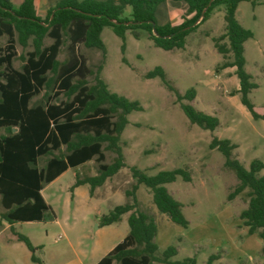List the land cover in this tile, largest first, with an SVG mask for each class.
<instances>
[{"label": "trees", "instance_id": "16d2710c", "mask_svg": "<svg viewBox=\"0 0 264 264\" xmlns=\"http://www.w3.org/2000/svg\"><path fill=\"white\" fill-rule=\"evenodd\" d=\"M165 1L57 0L40 16L34 0H21L16 7L11 0H0V36L6 35L5 44L0 46V205L4 209L0 211V226L2 220L11 224L54 218L41 189L69 167L91 159L97 162L94 175L79 178L75 174L73 186L89 184V195L95 187L125 167L120 134L129 122L127 115L131 111L143 110V106L136 99L110 91L100 76L106 57L100 34L105 26L123 40L121 52L125 49L126 31L134 38L145 36L154 46L164 50L183 49L187 35L199 23L209 19L217 6L223 5L224 31L212 38L214 48L222 55L216 70L234 67L238 79L236 93L241 104L253 119L264 121V114L255 109L248 96L258 87L245 69L244 42L253 37V32L243 27L235 16L239 2L249 1L254 6L260 0H171L185 2L186 15L191 16H182L179 23H161L155 13ZM45 37L51 38V43L45 45ZM64 38L68 40L69 55L59 60L57 56ZM16 43L22 47L31 46L25 55L20 56L19 69L12 63L17 55ZM78 45L99 49V62L88 65L85 57L77 53ZM155 76L174 94L190 123L211 131L219 125L217 116L197 109L191 103L196 96L194 87L180 93L166 79L159 65L144 73L145 78ZM44 88L54 89L53 97L47 95L44 102L31 105V99ZM236 146L230 139L215 135L208 143L210 149L223 155V166L236 176L237 183L227 194V200L248 189L247 205L238 217L249 234L257 233L264 242V174L260 173L264 160L255 157L245 167L232 154ZM103 150L114 154L110 162L105 161ZM40 157H45L41 167L37 165ZM128 170L132 182L124 191L125 201L102 214L98 221L99 227L109 225L128 213V232L95 264H153L154 261L195 264L193 256L172 259L176 254L174 245H168L159 256L156 255L154 215L139 209L135 194L138 185L143 184L150 191L158 212L186 227L188 220L182 204L172 196L166 184L177 176L190 181V172L173 168L160 169L149 175L135 165L128 166ZM16 239L30 251L31 261L42 264L34 254L40 245L32 244L23 234H17ZM261 249L264 253V246ZM219 257L218 253L210 254L206 263L210 264Z\"/></svg>", "mask_w": 264, "mask_h": 264}, {"label": "rangeland", "instance_id": "374dc122", "mask_svg": "<svg viewBox=\"0 0 264 264\" xmlns=\"http://www.w3.org/2000/svg\"><path fill=\"white\" fill-rule=\"evenodd\" d=\"M20 1L11 0L15 7ZM56 1L34 0L37 13L43 16ZM223 11L224 6L219 5L209 19L199 23L187 35L183 49L164 50L154 46L145 36L134 38L126 31L125 49L121 52L123 40L110 27H103L100 36L106 57L100 76L110 91L136 99L143 106V110L131 111L127 115L129 122L120 134L125 168L103 187L96 188L93 198L89 197L87 183L76 187L73 199L69 187L75 174L82 178L96 173L94 159L76 168L69 167L57 179L44 184L41 192L54 218L17 221L4 229L0 226V264H36L31 261L25 244L16 239L17 234L27 236L33 244H42L34 254L45 264H69L76 262V258L86 264L95 259L99 255L96 250L99 245L105 248L116 240L111 227L98 226V218L112 206L125 201L124 191L132 182L130 165L149 175L160 169L173 168L187 169L191 175L190 181L177 176L166 184L172 196L181 202L188 225L182 227L157 211L155 219L162 233L156 242L159 245L157 256L168 245H174V260L193 256L195 264H207L208 256L218 253L220 257L210 264H264L263 240L257 233L249 234L238 217L247 205L248 189L227 200V194L237 183L236 176L223 166V155L208 147L213 135L228 138L237 144L233 156L245 167L255 157L264 160V121L253 119L241 104L236 93L238 79L234 67L216 70L222 55L214 48L212 38L224 31ZM128 12L129 7L126 14ZM155 16L161 23H179L182 16L191 14L186 15L185 2L166 0L158 6ZM235 16L243 27L253 32V37L244 42L245 69L258 87L248 96L255 109L264 114V0L255 6L249 1L239 2ZM51 41L45 37L44 44ZM5 42L6 35L0 36V46ZM67 45L68 40L64 38L57 56L59 60L68 57ZM15 47L17 55L12 63L19 69L20 56L25 55L31 46L22 47L16 43ZM76 51L90 66L101 59V51L96 48L78 45ZM157 65L163 68L166 79L180 93L190 87L196 89L191 103L197 109L217 116L219 125L214 130L190 123L174 94L158 76L144 77L145 72ZM53 92L54 89L44 88L30 104L44 102L47 95L53 97ZM103 151L105 161L110 162L114 154ZM44 162L45 157H40L37 165L41 167ZM260 173L264 174V168ZM111 186L115 187L114 195L106 198V191ZM151 204L155 208L152 200ZM3 210L0 205V211ZM116 226L120 233L128 228L126 220ZM154 264L163 263L154 261Z\"/></svg>", "mask_w": 264, "mask_h": 264}, {"label": "crops", "instance_id": "0c3cea01", "mask_svg": "<svg viewBox=\"0 0 264 264\" xmlns=\"http://www.w3.org/2000/svg\"><path fill=\"white\" fill-rule=\"evenodd\" d=\"M21 2V1H20ZM19 2V3H20ZM261 2V0L258 2V3H260ZM257 3V4H258ZM256 5V4H255ZM254 5V6H255ZM45 45H47V44H45ZM86 163V162H85ZM84 163V164H85ZM81 165H83V164H81ZM78 166H80V165H78ZM78 166H76V167H78ZM75 167V168H76ZM122 168H125V167H122ZM122 168L118 171V172H116L115 174H113L112 176H110V177H108L105 181H104V183L103 184H101L100 186H97V187H95L94 188V190L96 189V188H98V187H103L110 179H112L115 175H117L120 171H122ZM67 170V169H66ZM64 172V171H63ZM62 172V173H63ZM61 173V174H62ZM61 174H59L58 176H60ZM94 175V174H93ZM57 176V177H58ZM57 177H55L52 181H54L55 179H57ZM79 178H81V177H79ZM130 179L132 180V178H131V175H130ZM52 181H50V182H52ZM74 181H75V179H74ZM74 181L72 182V184H71V186L69 187L70 188V190H72V192H71V195H70V198L71 199H73V197H74V191H75V189H76V187L77 186H79V185H77V186H73V183H74ZM49 183V182H48ZM46 184V183H45ZM80 185H82V184H80ZM44 186V185H43ZM43 188V187H42ZM114 186H111V189L109 188L107 191H106V198H108V197H113V195H114ZM168 189V188H167ZM93 190V191H94ZM41 191H42V189H41ZM41 194H42V192H41ZM135 194H136V198H137V201H138V207H139V209L140 210H142V211H144V212H147V213H151V214H153L154 215V218H155V216H156V213H157V208L155 207H153L152 206V204H151V200H152V195H151V193H150V191L148 190V188H146L143 184H139L138 185V187H137V189H136V191H135ZM43 196V195H42ZM89 197L90 198H93V192H92V195H89ZM44 198V197H43ZM153 203V202H152ZM121 204V203H120ZM155 206V205H154ZM114 206H112L109 210H111L112 208H113ZM146 209H149L150 211H146ZM102 215V214H101ZM100 215V216H101ZM99 216V217H100ZM127 216H128V213H124V214H122L121 215V219L119 220V221H117V222H114V223H111V224H109V225H104V226H100L101 228H103V227H105V226H108V227H111V229L113 230V232L115 233V238H116V240L115 241H113L112 243H110V245H108V246H106L105 248H102L103 246L102 245H99V248H97L96 250H97V252H98V256L95 258V259H93V260H91L90 262H88V263H86V264H95L102 256H104L109 250H111L112 249V247L116 244V243H118L119 241H121L123 238H124V236L127 234V232H128V228H124V230L120 233L118 230H117V224L118 223H123V221L124 220H126V223H127ZM98 220H99V218H98ZM155 222H156V219H155ZM2 225L1 226H3L2 227V229H4V228H10L13 224H14V222L13 223H11V224H9V223H7L6 221H4V220H2ZM156 225H157V222H156ZM128 226V225H127ZM114 227V228H113ZM162 237V233H161V231L159 230V228H158V226H157V233H156V236H155V241L158 243V240L160 239ZM33 244V243H32ZM34 245H40L41 247H42V244H34ZM158 245V244H157ZM158 248H159V245H158ZM158 250V249H157ZM33 262V261H32ZM35 263V262H34ZM36 264H38V263H36ZM42 264H45L44 263V261H42ZM69 264H85V263H82V260L80 259V258H76V262H71V263H69ZM153 264H154V262H153Z\"/></svg>", "mask_w": 264, "mask_h": 264}]
</instances>
